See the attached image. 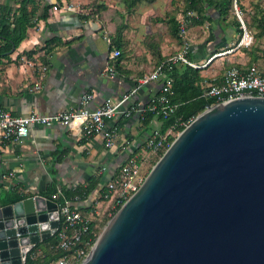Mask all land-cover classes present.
<instances>
[{"label": "water", "instance_id": "1", "mask_svg": "<svg viewBox=\"0 0 264 264\" xmlns=\"http://www.w3.org/2000/svg\"><path fill=\"white\" fill-rule=\"evenodd\" d=\"M60 225L41 195L0 206V264H22ZM72 264H264V96L193 118Z\"/></svg>", "mask_w": 264, "mask_h": 264}, {"label": "crops", "instance_id": "2", "mask_svg": "<svg viewBox=\"0 0 264 264\" xmlns=\"http://www.w3.org/2000/svg\"><path fill=\"white\" fill-rule=\"evenodd\" d=\"M19 1L0 0V7L15 9ZM64 2L67 0H32L28 8L34 9V26L27 29V36L15 51L0 58V106L14 115L28 116L33 112L51 115L79 109L80 100L87 93L93 96L88 106L95 109L106 99H117L130 91L138 79L155 68L160 58L168 57L173 49L179 48L167 35H164V40L157 36L158 40L149 44L144 41L145 36L142 40V35H138V61L124 59L120 62L122 70L118 71L114 65L117 59L112 58L114 48L105 38L108 30L115 29L110 26L102 28L100 20L83 18L84 11L74 4L73 9H66ZM47 5L50 8L46 12ZM54 6H58L57 10ZM44 13H47L46 17H43ZM210 16L213 18L211 24L206 22L195 26L206 27L207 33L205 37L192 38L191 52L198 62L206 60L213 48L231 44L237 36L233 14L225 18L211 10ZM4 22L0 13V26ZM124 40L127 41L126 36ZM47 43L52 47L43 59L40 49ZM33 50L36 52L28 55ZM217 59L201 69V75L206 79L215 81L223 75V63ZM228 61L229 64H246L248 60L236 52ZM39 62L45 64L46 71L41 88L35 89ZM110 67L114 68V75L109 72ZM160 86L159 80L151 81L124 109L144 108L159 92ZM107 128L118 132L114 147L106 146L103 134L76 135L60 124H34L29 135L18 142L0 140V206H5L1 198L4 192L15 187H19L27 197L41 195L57 203L56 198L63 196L61 189L74 191L101 177L98 187L85 199L79 196L73 200L64 199V203L81 212L98 209L104 203H98L96 199L113 177V171L118 170L130 156L142 157L146 151V140L154 130L161 128V121L153 118L143 125L136 110L130 116L116 115L107 122ZM52 185H56L59 192L51 198L46 197L45 192ZM43 247L44 255L46 250L50 253L47 246L43 244ZM57 253L61 252H53L52 256ZM43 256L37 258H40L38 264L52 257L49 255L42 259Z\"/></svg>", "mask_w": 264, "mask_h": 264}, {"label": "built area", "instance_id": "3", "mask_svg": "<svg viewBox=\"0 0 264 264\" xmlns=\"http://www.w3.org/2000/svg\"><path fill=\"white\" fill-rule=\"evenodd\" d=\"M239 4L240 0H233L234 12L241 23L243 33L242 37L233 47L223 49L201 63H195L189 59L191 43L186 24L184 21H181L180 35L182 44L178 51L161 61L151 73L138 79L132 89L121 97L117 99L108 98L101 106L90 109L88 104L93 96L87 93L80 100L81 105L79 109L60 111L51 115H42L37 112H33L28 116L14 115L7 108L0 106V140L3 142H18L29 135L31 127L34 124H60L76 135L91 136L103 134L106 146L114 147L118 138V132L115 129L107 128V122L121 113L130 116L136 110L138 112L144 110L145 108L136 109L133 107L131 109H124V107L144 86L152 80L158 79L160 76L163 78L161 79L162 87L150 99L147 106L151 111H156L164 116L171 115L175 112L177 104L171 101V96L174 92L172 88L173 79L166 74L167 69L170 70L176 64H189L195 68H202L218 54L231 53L242 47H248L253 43V35L248 31ZM64 7L68 10L73 9V5L67 2H64ZM57 8L58 6H54L55 10ZM105 38L110 44L111 39L108 34L105 35ZM119 55L120 50L114 49L112 58H117ZM32 65H35V63ZM38 67L39 78L34 83L35 89L41 88L42 79L46 71V66L43 62H39ZM109 72L114 75V68L110 67ZM205 94L216 98V103L248 95L264 96V76H262L258 66L255 64L246 69L234 66L228 68L216 82L206 81ZM190 122H183V124L186 127ZM175 130V127L165 133H161L159 129L154 130L146 140V148L154 154L165 151L170 145V137L173 136ZM140 160L136 156L128 157L99 192V197H97L96 201L98 203L100 201L114 202L118 206L126 201L142 184L143 176ZM58 211L63 226L61 229L59 227L57 232L58 243L50 245V249L53 252L60 251L64 254L56 258L51 264L81 262L87 258L96 241L94 240V236H96L98 226L97 224L92 226V223L96 222L98 212H96V209L90 212H81L71 207L67 202L59 205ZM43 255V252L38 250L31 251L28 256L37 259Z\"/></svg>", "mask_w": 264, "mask_h": 264}, {"label": "trees", "instance_id": "4", "mask_svg": "<svg viewBox=\"0 0 264 264\" xmlns=\"http://www.w3.org/2000/svg\"><path fill=\"white\" fill-rule=\"evenodd\" d=\"M123 1L124 3L127 4V10L129 12H132L137 5H139L144 1H149V0H123ZM242 1L243 0H240V3H242ZM31 2L32 0H20L18 2L19 3L18 8L15 9L9 6L0 7L1 16L5 20L4 24L0 26V58L8 57L9 53L15 51V49L19 47L20 43L27 36V29L29 27L34 26V13H33L34 9L30 10L28 8V5ZM184 4H185L184 17L187 18V21L189 22V24L186 25L187 30L190 26L203 25L206 22H209L211 24L213 18L210 16V12L211 10H214V12H216L220 17L222 16L228 18L230 15L233 14L235 16L233 20V24L235 26L236 33L237 34L243 33L241 23L237 18L235 12H233L232 10L233 0H184ZM100 7H101L100 9L106 8L105 4H101ZM49 8L50 5H47L46 12L49 10ZM46 16L47 13H44L43 17ZM82 17L94 19L91 16V13H84ZM167 20L170 27L171 35L176 39H179L181 46L182 38L180 35V25H181L180 19H178L176 15H170ZM245 24L246 26L249 25L250 27L256 25L258 29H260V36L264 37V14L259 16V14L255 12V14L252 15L250 18V23L245 21ZM101 27L105 28L103 23ZM126 27L127 24L125 23V21H122L117 26V28H115L114 31H109V30L107 31V34L111 39L110 45L114 49L120 50V55L117 58H115L117 59V61L114 62V65L116 66V68H118V71L122 70V68L120 67V62L129 57L126 55L127 41L124 40L125 38L124 31ZM232 42H234V40ZM228 45L229 44H225L223 46H218V47H226ZM51 47L52 44L47 43L45 47L40 49V51H42L41 52L42 54L40 55L43 56V59H45ZM216 50H213L211 52V55L214 54ZM35 52L36 50H33L32 52H28V55L31 56V54ZM189 57L193 59L192 52L189 53ZM249 59L250 60L247 61L246 64H242L238 62L233 64L231 63L228 66V68L236 66L242 69H246L251 65L255 64L254 62L255 60L258 59V56L252 53V56ZM258 69L262 74V76H264V71L261 70L259 66ZM166 74L173 79L172 88L174 92L171 96V101L177 104V108L175 112L169 116H164L163 114L158 113L156 111H151L148 108V106H145L144 107L145 109L139 112V116L142 119L143 125L148 124L153 118L159 119L161 121V128L159 129L161 133H165L173 127H175V129L178 131L183 130L185 128L183 122L187 123L191 121L200 112L205 110L209 105L215 104L217 101L216 98L207 96L205 94L206 81H209V79H206L204 76L201 75V69L194 68L186 64H176L173 65L170 70L167 69ZM217 80L215 81L210 80L209 82H216ZM173 140L174 137L173 136L170 137V143ZM162 154L163 151L159 152L160 157ZM100 182H101V177H98L90 181V183L86 186L77 187L74 191H70L68 189L64 191L63 189H61V193L63 194V196L61 195L58 198H56V201L58 205H61L64 203L65 198H67L68 200H73L75 196H79L80 198L85 199L98 187ZM58 192H59V188H57L56 185H52L48 187V189L45 192V195L46 197L51 198L54 194H57ZM26 197L27 194L22 193L19 187H15L12 190L5 191L4 195L1 198H2V203L8 205V204L16 203ZM121 205L117 208V211L119 210ZM95 224L96 223L93 222L92 226H94ZM62 226L63 223L61 224L60 229L62 228ZM97 237L98 236L96 233V236H94V240H96ZM58 239H59L58 233H56L55 235L43 241L42 243L36 245L32 250V252L41 250L42 248L43 250H45L43 247L44 244L45 246L48 247L47 249H49L50 252L48 253L46 250L45 255L42 258V259H46V257H48L49 255L52 256L53 253V250L50 249V245L57 244ZM39 261L40 258L33 259L30 256H28L27 260L22 264H38Z\"/></svg>", "mask_w": 264, "mask_h": 264}, {"label": "rangeland", "instance_id": "5", "mask_svg": "<svg viewBox=\"0 0 264 264\" xmlns=\"http://www.w3.org/2000/svg\"><path fill=\"white\" fill-rule=\"evenodd\" d=\"M67 3L74 4L75 6L80 8V10H84V13H91V16L98 21L100 20L105 26V28H109L110 26L112 29H115L122 21H125V23L127 24V27L125 29V36L127 37L126 55L129 56L128 58H130L131 60L135 59L136 61H138V35H142L141 36L142 40L143 37L145 36L144 41L146 42V44H149L153 41L156 42L158 40L156 38L157 36L161 38V40H164L165 39L164 35H167L171 39V41L175 44H178L180 48L179 39H176L170 33V27L167 19L170 15H176L177 18L180 19V21H184L186 25L189 24L187 18L184 17V9H185L184 0L144 1L139 5H137L132 12H129L127 10V4L124 3L123 0H67ZM101 4H105L106 8L100 9ZM239 7L242 11L244 21H247L248 23H250V18L252 15L255 14V12H257L259 16L264 14V0H243L242 3L239 4ZM232 10L234 12L233 6H232ZM247 28L248 31L253 35V43L250 46L242 47L241 49L231 53L218 54L214 56L207 65H209L212 61L214 62V60L218 58L217 61L219 60L218 61L219 63H223L222 74H224V72L230 65L228 63L229 62L228 60L229 58L232 57L233 54H236L237 52L238 56H246L247 60L249 61L250 60L249 58L252 56L253 53L254 55L258 56V59L255 60L254 62L255 65H258L259 68L264 71V52H263L264 37L260 36V29H258L256 25L253 27H250L248 25ZM205 29L202 28L201 26L198 27L190 26L188 28L189 40L191 43L190 52L192 50V42H193L192 38L205 37L207 35ZM140 30L142 32H140ZM192 33H194L195 35ZM241 37H242V33L237 34L235 40L233 39L234 42H232L228 46L213 48L214 50L217 49L216 52H214V54H216L219 51H222L223 49L233 47L235 44H237L238 39H240ZM214 46L215 45H212V47ZM178 49H173L172 53L177 52ZM214 54L212 55L210 54V56H213ZM164 59L160 58L161 61H163ZM189 59L195 63L203 62V61L198 62L190 57ZM159 63L156 64L155 68L159 65ZM207 65H205L204 67H206ZM204 67L198 69H203ZM161 79L162 77L160 76L158 79L152 81L159 80L161 82ZM161 87H162V82L160 88ZM179 132L180 131L175 130L173 133V137L175 138ZM159 158H160L159 153L158 154L151 153V151L146 148L145 153L142 155V157H140L141 159L140 162L142 166L141 173L143 176V181L150 172L151 168L154 166V164L159 160ZM103 203L104 204L102 206L96 209V212H98L96 216V222L98 226L97 236H99L102 233L105 226L114 217V215L117 213V208L120 206V205L118 206L117 203L115 204L114 202L110 203L108 201H105Z\"/></svg>", "mask_w": 264, "mask_h": 264}]
</instances>
